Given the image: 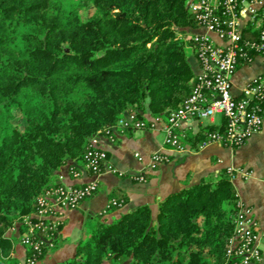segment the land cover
<instances>
[{
    "label": "trees",
    "instance_id": "1",
    "mask_svg": "<svg viewBox=\"0 0 264 264\" xmlns=\"http://www.w3.org/2000/svg\"><path fill=\"white\" fill-rule=\"evenodd\" d=\"M190 1L0 0V256L21 243L22 219L35 221L36 199L58 186L61 167L83 164L92 139L127 112L164 117L188 97ZM236 202L221 171L169 194L155 214L139 206L103 219L58 264H228Z\"/></svg>",
    "mask_w": 264,
    "mask_h": 264
},
{
    "label": "built area",
    "instance_id": "2",
    "mask_svg": "<svg viewBox=\"0 0 264 264\" xmlns=\"http://www.w3.org/2000/svg\"><path fill=\"white\" fill-rule=\"evenodd\" d=\"M196 28L183 36L189 41L199 65L188 97L181 105L166 116H154L149 121L138 119L127 112L117 124L108 127L102 134L113 140V131L127 129H155L164 134L163 144L175 152L186 151L184 145L186 129L191 122L198 124V131L204 119L218 116L221 123L218 130L208 133L200 144L219 143L230 149L242 147L251 137L259 133L264 120V77H258L248 84L238 96L232 94V77L239 66L251 63L257 57H264V0H191L188 5ZM252 23L256 28L254 38H247L245 25ZM138 161L142 158L135 155ZM168 161L162 154L150 157L151 167ZM83 166L93 175H99L107 166L106 152L98 146L97 137L92 139L83 156ZM74 177L78 176L71 169ZM230 177L241 172L227 169ZM246 174V173H244ZM135 180L143 182L142 174ZM97 182L83 185H58L46 190L36 199V210L22 219L26 233L21 245L29 256L22 264H38L42 250L53 248L62 226V212L74 209L97 193ZM237 214L234 219L233 235L228 239L226 259L228 264H252L261 260L259 235L250 209L236 194ZM122 202L111 200L107 209L120 208Z\"/></svg>",
    "mask_w": 264,
    "mask_h": 264
},
{
    "label": "crops",
    "instance_id": "3",
    "mask_svg": "<svg viewBox=\"0 0 264 264\" xmlns=\"http://www.w3.org/2000/svg\"><path fill=\"white\" fill-rule=\"evenodd\" d=\"M244 33L247 38H254L257 32L249 23L245 25ZM186 51L189 52L188 62L195 77L200 69L189 42ZM258 77H264V57H257L251 63L238 67L232 77V94L240 95ZM151 118L145 114L142 120L149 121ZM221 122V118L216 116L207 122L202 121L201 127L217 128ZM197 126L196 122H191L184 129L186 138L196 135ZM113 136V140L104 134L97 137L98 146L106 152L109 169L104 168L99 175H93L83 164H70L56 172L53 179L55 184L83 185L95 181L98 188L94 196L81 202L78 207L62 212V226L55 245L39 264H58L73 257L77 244L85 242L103 219L109 221L139 206H147L155 214L159 202L169 194L209 180L229 168L241 171L234 174L231 182L238 198L250 209L256 222L262 256L259 262L252 264H264V120L261 131L237 149L219 143L204 147H200L199 143L191 147L185 138L186 151H171L164 146V134L159 127L132 128L123 132L114 130ZM153 154L165 155L168 161L151 167L150 157ZM135 155L142 160L138 161ZM71 169L78 173L77 177L71 174ZM139 174L143 175V182L135 180L134 177ZM114 199L123 201L124 205L116 210H108L110 201ZM12 231L8 235L18 237L16 230ZM24 257L25 249L17 241L10 254L0 256V259L9 258L13 264H22Z\"/></svg>",
    "mask_w": 264,
    "mask_h": 264
},
{
    "label": "rangeland",
    "instance_id": "4",
    "mask_svg": "<svg viewBox=\"0 0 264 264\" xmlns=\"http://www.w3.org/2000/svg\"><path fill=\"white\" fill-rule=\"evenodd\" d=\"M183 37V36H182ZM187 55H188V57H189V52L187 53ZM13 115L15 116V118H17V119H19V113L17 112V111H14L13 112ZM204 122H207L208 120L207 119H204L203 120ZM18 124H20L19 122H18ZM13 231L11 230V232L10 233H12ZM18 235V234H17ZM21 237V236H20ZM56 241V240H55ZM2 262V263H1ZM4 262V263H3ZM0 264H11L10 262H9V258H7V260L5 259H3L2 258V260L0 259ZM13 264V263H12Z\"/></svg>",
    "mask_w": 264,
    "mask_h": 264
}]
</instances>
